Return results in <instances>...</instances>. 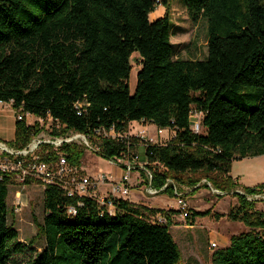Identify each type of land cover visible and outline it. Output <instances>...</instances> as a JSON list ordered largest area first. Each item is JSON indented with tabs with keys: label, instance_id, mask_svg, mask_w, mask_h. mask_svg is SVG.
Returning a JSON list of instances; mask_svg holds the SVG:
<instances>
[{
	"label": "trees",
	"instance_id": "16d2710c",
	"mask_svg": "<svg viewBox=\"0 0 264 264\" xmlns=\"http://www.w3.org/2000/svg\"><path fill=\"white\" fill-rule=\"evenodd\" d=\"M167 0H0V102L16 112V149L43 132L25 115L51 118L62 130L87 138L94 153L109 161L144 149L152 186L174 197L173 181L192 189L233 193L238 206L229 217L250 232L233 236L214 253V264H264V214L249 197L264 186L242 188L231 176L235 159L264 155V0H183L192 20L208 23L204 60L176 58L168 13L150 14ZM139 55L137 86L128 84L131 56ZM202 112L204 132L191 130L190 113ZM20 115L23 117L20 118ZM19 116V117H18ZM147 122L174 136L151 143L129 136L131 123ZM114 131L115 137L103 132ZM43 144L39 162L63 156L82 168L85 150ZM10 176L0 180V264L24 251L8 223ZM26 183H29L28 179ZM220 197H223L222 195ZM109 213L95 199L69 197L46 184V216L39 232L45 250L27 264H179L180 247L165 211L114 200ZM75 208V213L70 209ZM191 212V209H190ZM162 213L169 223L151 216ZM211 213L191 212V225Z\"/></svg>",
	"mask_w": 264,
	"mask_h": 264
},
{
	"label": "rangeland",
	"instance_id": "374dc122",
	"mask_svg": "<svg viewBox=\"0 0 264 264\" xmlns=\"http://www.w3.org/2000/svg\"><path fill=\"white\" fill-rule=\"evenodd\" d=\"M185 2V0H184ZM183 0H167V4L157 5V8L150 14V21H155L164 17L167 13L173 24V36L171 42L174 45L176 58L183 60H204L208 54V23L206 19L199 18L197 21L190 17ZM139 55L134 53L131 56V72L128 79L131 94H134L137 86V75L140 71ZM19 117V116H18ZM16 112L11 104H0V139L6 143L15 140V123ZM29 125L36 122L43 127L40 137L43 141H54L55 134L61 132L62 128L58 123L51 119L41 120L31 115L26 116ZM147 130V140H155L158 143H167L173 136V131H164L161 135H156L157 127L147 122L131 123L129 125V133L137 135L140 131ZM205 131V130H204ZM72 134L62 138H70ZM79 145H83L85 150L82 156V173L93 178L105 175L111 178H118L121 175V167L116 163H111L104 157L94 153L92 149L84 143V139L77 141ZM41 148L31 155L32 158L27 161V165H31L34 159L39 157ZM137 153L140 156L139 166L143 165L145 160L144 149L139 146ZM55 165V164H53ZM55 169V168H54ZM233 179H237L240 189L256 188L264 186V155L258 157H247L244 159H235L231 164V172ZM136 176L140 177L142 183L138 187L145 188L148 183V177L145 171L141 169L135 170L132 174V181ZM11 184L9 186L8 204V223L19 234L18 242L24 246V251L16 253L11 258L12 264H27L30 260L36 258L46 248V240L40 234L39 228L43 224L46 210L44 207V190L45 180L42 175L35 170L29 172V183L27 178L20 173H14L11 176ZM181 188L183 196L188 204L191 212H207L211 214L207 217L197 218L191 225L190 218H184L180 214L174 217V221L170 227V232L180 247L182 260L179 264H214L213 256L218 250L225 249L230 245L231 238L251 231L243 222L232 220L229 215L230 211L238 206V198L231 193H219L210 187L192 189L190 187ZM103 187V186H101ZM183 188V189H182ZM99 191V190H98ZM21 194L24 200V207L19 212H14L16 208V197ZM100 196H104L100 191ZM167 195V197L165 196ZM223 197H220V196ZM153 205H159L168 209H174L178 206L168 194L154 196ZM169 198V199H168ZM172 199V200H171ZM255 201V211L264 214V193Z\"/></svg>",
	"mask_w": 264,
	"mask_h": 264
},
{
	"label": "built area",
	"instance_id": "2783aa9c",
	"mask_svg": "<svg viewBox=\"0 0 264 264\" xmlns=\"http://www.w3.org/2000/svg\"><path fill=\"white\" fill-rule=\"evenodd\" d=\"M0 104L4 103L0 102ZM27 115L29 116V114H26L25 118ZM22 117L23 116L20 115V118ZM203 117L204 115L202 112L197 111L195 108L192 109L190 113L191 130L196 134H201L204 132V127L202 124ZM164 131L168 130H163L157 127L156 135L159 136ZM71 134L73 135L72 137L62 138L60 140L56 137L53 138L54 141H43L41 139L35 141V138L40 137V134L38 136H34L31 143L22 150L16 149L10 146L8 143L0 140V180H2L3 176L11 177L14 173H20V175L24 176L25 180L26 178H29V172L31 170H35L44 178L46 182L44 185L57 184L61 189L65 191V193L69 197H88L95 199L98 205L100 207L106 208L109 213H113L115 210L114 200H126L130 197L133 189L132 174L135 172V170L141 169L142 171H145L148 177V183L143 189L144 195L149 197L158 196L165 189L166 186H164L160 190L152 186V173L146 168L147 164L145 162H143L142 166H139V155H124L122 158L116 161H110L111 163H116L122 169V177L118 181L105 175L99 176V178L97 179L93 178L92 176L84 175L82 173V169H77L70 166L63 156L60 157L58 162L53 163L55 165L39 162L38 158L34 159L31 165H27V161L32 158L31 155L35 152L36 149H38V146L41 148L43 144H50L54 146L55 150H58L64 143H78L77 141L82 138L84 139V143L88 147L91 146L90 142L85 136L74 133ZM103 134L105 136L111 137L116 136L114 131H111L110 133L103 132ZM146 135V129L140 131V133L137 135L129 133V136H135L141 141L158 143L153 139H151V141L147 140ZM89 148L93 150L92 146ZM168 183L172 184L174 187L173 198L177 202L180 215L185 219L189 218L191 216V212L187 202L184 199L185 197L183 196V191H181V188L174 185L173 181L168 180ZM203 183H205V181H203ZM101 186H108L110 188V191L104 194V196H100V194L98 193V190ZM260 195L261 194L254 195L252 197H249V199L256 200ZM24 205V200L19 193L16 197V208L14 209V212L19 213L23 209ZM70 212L75 213V208L72 207L70 209ZM173 216L174 215H171L172 220L174 219ZM151 221L160 225H166L169 223V219L167 218V216L162 213L153 214L151 216Z\"/></svg>",
	"mask_w": 264,
	"mask_h": 264
},
{
	"label": "crops",
	"instance_id": "0c3cea01",
	"mask_svg": "<svg viewBox=\"0 0 264 264\" xmlns=\"http://www.w3.org/2000/svg\"><path fill=\"white\" fill-rule=\"evenodd\" d=\"M1 141H3V140H1ZM81 169L84 170L83 167ZM231 176L233 177L232 174H231ZM121 177H122V171H121V175L118 178H113V179L118 181V180H120ZM236 180L237 179L235 178V181ZM141 183H142V180H140V177L136 176L135 179L132 181L133 189H132L131 195L126 200H128L131 204H133L136 207H143V208L146 207V208L165 210V211L174 210V209H168L166 207L159 206V205H153L152 201L155 199V197H149V196L144 195L143 194V188L138 187V185H140ZM99 191L103 194H106L107 192L110 191V188L108 186H103V187L99 188ZM160 195H164V194H160ZM160 195H158V196H160ZM165 196L167 197V195H165ZM172 199L174 201H176L174 198H172ZM175 211H178V208ZM177 216L178 215H174L173 217H177ZM173 221H174V219H173Z\"/></svg>",
	"mask_w": 264,
	"mask_h": 264
}]
</instances>
